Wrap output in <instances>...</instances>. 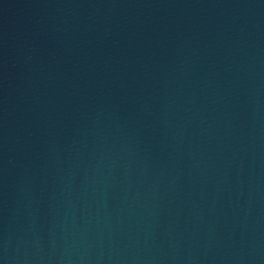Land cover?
<instances>
[{"label": "water", "instance_id": "95a60500", "mask_svg": "<svg viewBox=\"0 0 264 264\" xmlns=\"http://www.w3.org/2000/svg\"><path fill=\"white\" fill-rule=\"evenodd\" d=\"M0 264H264V0H0Z\"/></svg>", "mask_w": 264, "mask_h": 264}]
</instances>
